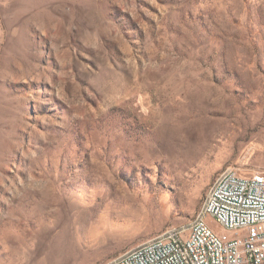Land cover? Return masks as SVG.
<instances>
[{"label":"rangeland","instance_id":"374dc122","mask_svg":"<svg viewBox=\"0 0 264 264\" xmlns=\"http://www.w3.org/2000/svg\"><path fill=\"white\" fill-rule=\"evenodd\" d=\"M231 164L264 170V0H0V264L186 236Z\"/></svg>","mask_w":264,"mask_h":264},{"label":"built area","instance_id":"2783aa9c","mask_svg":"<svg viewBox=\"0 0 264 264\" xmlns=\"http://www.w3.org/2000/svg\"><path fill=\"white\" fill-rule=\"evenodd\" d=\"M207 216L223 231H216ZM183 231L168 229L104 264H264V170L227 166L188 235Z\"/></svg>","mask_w":264,"mask_h":264}]
</instances>
